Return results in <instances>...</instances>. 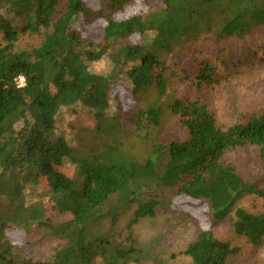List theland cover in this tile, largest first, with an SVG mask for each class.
<instances>
[{
  "label": "trees",
  "instance_id": "1",
  "mask_svg": "<svg viewBox=\"0 0 264 264\" xmlns=\"http://www.w3.org/2000/svg\"><path fill=\"white\" fill-rule=\"evenodd\" d=\"M134 1L66 0L61 12L64 0H0V264H123L133 236L119 239V222L131 214V227L177 196L204 202L213 221L232 219L250 242L263 239L264 187L223 158L254 144L264 163V107L224 126L206 103L170 90L175 78L197 87L220 82L229 57L221 46L264 27V0H158L119 18ZM99 22L97 42L90 35ZM43 30L40 45L16 50L22 33ZM190 44L203 54L195 75L172 60ZM209 45L213 54L203 50ZM102 57L109 69H92ZM122 96L126 106L111 112ZM166 109L188 130L186 139L162 140ZM67 110L97 122L67 134ZM43 186L28 203L27 191ZM245 195L261 200L260 213L238 205ZM63 212L73 215L59 228L65 243L35 260L24 248L31 228ZM18 231L20 244L12 238ZM185 252L189 264H227L238 248L200 228Z\"/></svg>",
  "mask_w": 264,
  "mask_h": 264
},
{
  "label": "rangeland",
  "instance_id": "2",
  "mask_svg": "<svg viewBox=\"0 0 264 264\" xmlns=\"http://www.w3.org/2000/svg\"><path fill=\"white\" fill-rule=\"evenodd\" d=\"M66 0L62 3L60 11H66ZM101 0H90L92 2ZM158 0H135L124 11L119 12V18H126L136 13L146 12L150 6L156 5ZM58 17V15L56 16ZM103 24L92 31L90 39L100 42L103 39ZM41 33L26 32L20 35L16 50H31L40 45L44 38ZM223 48L229 49L228 59L222 61V79L210 85L197 87L178 78L172 82V97H190L200 99L215 113L221 125L229 126L240 120L245 114L258 112L264 107V27L253 29L249 33L234 37L227 41ZM219 48V47H218ZM206 54H213L216 47L209 45L203 48ZM203 54L194 51L191 44L181 52L174 51L172 60L190 75H195L198 61ZM110 67L108 57H102L91 63V68L96 71H106ZM164 99V98H163ZM127 104V99L122 96L119 102L111 101L110 111H122ZM97 119L88 113H75L67 110L63 113L61 129L67 134L81 125H92ZM188 130L181 124L179 118L167 109L164 112L161 138L168 141L170 138L186 139ZM98 143L99 139L93 140ZM86 144L83 150H88ZM226 162L233 163L239 173L250 181L258 180L264 187V163L260 155V148L248 144L228 152L224 158ZM47 188L43 186L35 192L27 191L28 203L38 200V192ZM239 206L260 213L262 202L251 195H245L238 201ZM51 212V210H50ZM73 215L70 212L55 214L47 225L33 226L29 237L31 242L24 246L26 252L35 260H46L56 253L65 243L59 233L60 225L69 221ZM132 215L124 217L117 227L118 238L131 243L129 235L133 236V247L128 258L123 264H189L191 257L185 252L188 244L195 238L200 228H211L214 234L232 246L238 252L231 255L227 264H264V237L258 243L250 242L245 236L235 233L232 219L221 222L213 221L209 214L208 206L188 196H177L163 208L157 210L154 216L141 219L129 227ZM21 232L13 235L15 243L22 242ZM95 264H106L101 258Z\"/></svg>",
  "mask_w": 264,
  "mask_h": 264
},
{
  "label": "built area",
  "instance_id": "3",
  "mask_svg": "<svg viewBox=\"0 0 264 264\" xmlns=\"http://www.w3.org/2000/svg\"><path fill=\"white\" fill-rule=\"evenodd\" d=\"M18 86H24L25 85V77L23 75L18 76L17 80Z\"/></svg>",
  "mask_w": 264,
  "mask_h": 264
}]
</instances>
